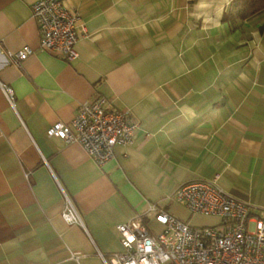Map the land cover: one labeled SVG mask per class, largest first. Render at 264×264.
Instances as JSON below:
<instances>
[{
  "label": "crops",
  "instance_id": "1",
  "mask_svg": "<svg viewBox=\"0 0 264 264\" xmlns=\"http://www.w3.org/2000/svg\"><path fill=\"white\" fill-rule=\"evenodd\" d=\"M35 1L0 0V264H103L122 250L118 223L161 229L151 205L218 223L171 197L187 181L264 208V9L223 20L231 0H61L81 25L68 61L39 48ZM97 96L138 125L101 166L46 135ZM66 197L81 224L62 219Z\"/></svg>",
  "mask_w": 264,
  "mask_h": 264
},
{
  "label": "built area",
  "instance_id": "2",
  "mask_svg": "<svg viewBox=\"0 0 264 264\" xmlns=\"http://www.w3.org/2000/svg\"><path fill=\"white\" fill-rule=\"evenodd\" d=\"M32 16L37 23L39 48L68 61L78 57L76 43L81 25L75 11L61 0H36ZM31 52L32 48L24 45L8 55L19 64ZM3 90L12 103L10 88ZM137 126L128 110L111 107L104 97L97 96L80 103L69 123H52L46 135L78 143L101 166L112 158L115 145L132 143ZM171 197L189 212L217 216L219 222L193 226L151 205L148 213L161 229L152 232L139 216L118 223L115 228L122 250L106 256L99 254L103 264H264V208L253 214L250 205L208 180L181 183ZM61 217L66 223L81 224L67 197Z\"/></svg>",
  "mask_w": 264,
  "mask_h": 264
},
{
  "label": "trees",
  "instance_id": "3",
  "mask_svg": "<svg viewBox=\"0 0 264 264\" xmlns=\"http://www.w3.org/2000/svg\"><path fill=\"white\" fill-rule=\"evenodd\" d=\"M262 9H264V0H231L222 19L244 20Z\"/></svg>",
  "mask_w": 264,
  "mask_h": 264
},
{
  "label": "rangeland",
  "instance_id": "4",
  "mask_svg": "<svg viewBox=\"0 0 264 264\" xmlns=\"http://www.w3.org/2000/svg\"><path fill=\"white\" fill-rule=\"evenodd\" d=\"M192 220H193V223H196V222L200 223V222H205V221L209 222V219L208 218H204V217H197V218H193ZM206 226H208V225H206Z\"/></svg>",
  "mask_w": 264,
  "mask_h": 264
}]
</instances>
